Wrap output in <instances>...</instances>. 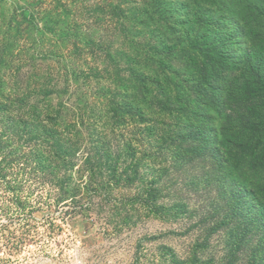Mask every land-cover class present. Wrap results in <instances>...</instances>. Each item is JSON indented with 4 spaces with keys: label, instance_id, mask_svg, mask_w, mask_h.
Masks as SVG:
<instances>
[{
    "label": "rangeland",
    "instance_id": "374dc122",
    "mask_svg": "<svg viewBox=\"0 0 264 264\" xmlns=\"http://www.w3.org/2000/svg\"><path fill=\"white\" fill-rule=\"evenodd\" d=\"M264 0H0V264H264Z\"/></svg>",
    "mask_w": 264,
    "mask_h": 264
},
{
    "label": "trees",
    "instance_id": "16d2710c",
    "mask_svg": "<svg viewBox=\"0 0 264 264\" xmlns=\"http://www.w3.org/2000/svg\"><path fill=\"white\" fill-rule=\"evenodd\" d=\"M261 15H264V2ZM260 17L262 19L259 24L263 23L264 26V16ZM247 61L244 65L246 67L243 68L248 75L247 88L254 92L257 91L259 85H264V62L259 57H255V55L248 57Z\"/></svg>",
    "mask_w": 264,
    "mask_h": 264
}]
</instances>
